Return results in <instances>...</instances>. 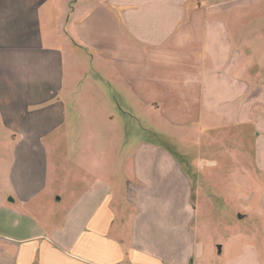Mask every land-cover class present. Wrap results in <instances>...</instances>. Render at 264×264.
Returning a JSON list of instances; mask_svg holds the SVG:
<instances>
[{"label": "crops", "instance_id": "crops-1", "mask_svg": "<svg viewBox=\"0 0 264 264\" xmlns=\"http://www.w3.org/2000/svg\"><path fill=\"white\" fill-rule=\"evenodd\" d=\"M261 1L0 0V128L14 138L13 194L25 205L44 187L43 139L66 124L71 93L95 115L118 107L116 93L157 130L210 129L213 100L257 97L226 55L244 44L228 22L240 15L223 9ZM261 134L254 157L264 173ZM140 141L124 191L91 183L58 223L26 220L0 190V264H187L195 239L182 224L180 192L160 190V163L181 171L164 146ZM178 176L168 178L179 186Z\"/></svg>", "mask_w": 264, "mask_h": 264}, {"label": "rangeland", "instance_id": "rangeland-1", "mask_svg": "<svg viewBox=\"0 0 264 264\" xmlns=\"http://www.w3.org/2000/svg\"><path fill=\"white\" fill-rule=\"evenodd\" d=\"M221 1L230 4L233 0ZM223 10L240 15L228 22L239 29L244 48L229 49L226 55L229 61H239L245 78L254 80L251 85L258 89L257 97L246 96L238 103L229 97L213 100L210 129L167 125L157 130L148 116L126 110V101L116 93L118 107L101 115L75 106L79 101L71 93L66 100V124L43 139L45 185L25 205L11 190L13 133L0 128V190H10L4 193L5 207L42 227L66 219L67 211L86 195L91 183L99 181L124 191L129 163L140 140L147 138L173 154L181 171L178 176L173 165L160 163V190L180 192L182 224L195 239L187 264H264V173L256 169L254 157L255 140L264 132V1ZM92 73L89 70L86 75ZM81 84L80 80L74 88ZM221 112L226 113L225 119ZM256 147L264 166V146L258 143ZM209 160L216 163L209 164ZM170 172L180 178L179 186L169 180ZM189 214L190 224H186Z\"/></svg>", "mask_w": 264, "mask_h": 264}]
</instances>
